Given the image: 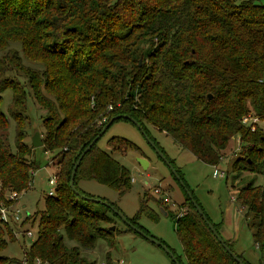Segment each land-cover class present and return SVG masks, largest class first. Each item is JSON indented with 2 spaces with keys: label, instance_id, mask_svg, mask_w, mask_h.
Segmentation results:
<instances>
[{
  "label": "trees",
  "instance_id": "trees-1",
  "mask_svg": "<svg viewBox=\"0 0 264 264\" xmlns=\"http://www.w3.org/2000/svg\"><path fill=\"white\" fill-rule=\"evenodd\" d=\"M14 40L20 45L0 55V93L11 88L8 114L16 121L11 150L4 135L9 115L0 105L1 188L26 190L38 168L29 156L31 145L22 140L29 120L19 76L45 109L41 145L58 157L59 166L55 191L45 193L36 214L37 236L23 253L25 264L36 258L41 264H87L78 247L65 245L61 228L85 248L97 236L112 242L111 231L102 226L112 222L109 207L79 197L68 180L73 161L114 114L134 117L151 138L150 128L170 134L211 165L237 134L242 153L233 158L234 178L241 170L264 169V128L242 122L247 114L264 119V0H0V50ZM118 138L135 146L111 136L113 148L120 149ZM97 143L77 165V188L90 195L77 180L92 177L122 192L131 181L128 168ZM237 192L235 199L251 215L257 264H264V183L250 181ZM183 194L191 210L174 217L185 260L171 251L179 263L238 264ZM147 200L142 194L128 219L149 234L138 224L145 214L158 218L147 211ZM211 224L219 233V225ZM2 225L0 249L6 245ZM0 264L21 260L0 254Z\"/></svg>",
  "mask_w": 264,
  "mask_h": 264
},
{
  "label": "rangeland",
  "instance_id": "rangeland-1",
  "mask_svg": "<svg viewBox=\"0 0 264 264\" xmlns=\"http://www.w3.org/2000/svg\"><path fill=\"white\" fill-rule=\"evenodd\" d=\"M19 43L17 40L10 42L4 50H0V55L1 52L13 47V44L18 47ZM19 80L25 88V113L29 120L24 124L22 140L31 145L29 156L35 160L38 168L35 169L30 186L22 191L17 198L6 201L10 209L19 205L23 220L21 223L2 225L3 239L6 241V245L0 249V254L23 260L24 251L37 236L39 216L37 217L36 214L43 210V196L50 187H55L48 183V178L55 174L59 166L55 164L58 157H53L52 151L44 150L42 145L33 146L31 144L33 131L38 130L41 135L44 129L42 117L45 109L33 99L31 88L25 78L19 76ZM0 94L1 108L9 115L8 107L12 90L7 87ZM256 124L264 128L261 121H257ZM150 131L157 146L163 152L165 151L168 160L173 163L175 168L179 169L181 178L195 196L209 221L219 225V234L223 239L229 241L231 250L235 254L242 255L250 264L259 263V251L252 239L251 215L246 206L235 197L237 198V190L241 185L250 181L253 182V185L263 184L264 169L261 172L241 170L238 177L234 178L236 172L232 169L233 158L242 153V147L238 143L239 136L236 134L230 139L228 148L217 162V166L223 171V174L213 176L214 165L197 159L188 148L179 146L170 134L154 128H150ZM4 135L10 149L14 150L16 121L10 115ZM111 136L126 138L135 146L128 147L126 142L118 138L115 142L120 149L113 148L114 146L108 142V138ZM97 144L101 148L109 150L120 164H124L133 180L130 179L129 186L122 192L92 177L78 178V186L91 195L114 202L127 218L135 215L142 194L145 195L148 198L147 211L151 216L158 218L154 221L145 214L139 217L138 224L145 228L149 235L162 241L176 255L185 260L182 256L181 243L176 235L173 216L176 214L179 216L181 213L187 212V209L191 210V207L186 203L183 187L172 175L170 168L158 155L156 149L151 146L137 126L123 118L113 121L104 130V134L98 139ZM139 155L148 159L147 168L143 169L136 160ZM155 188L157 191L154 190ZM8 191H10L9 187L1 188L0 184V192L3 197ZM160 206L165 212H168V215H163L159 209ZM108 214H110L112 222L102 223V226L111 231L112 242L107 237L97 236L92 248H85L77 241L69 239L61 228L65 245L78 247L80 256L87 264H100V262L105 264H173L161 247L152 244L143 236L135 234L131 229H124V222L118 216L109 211ZM5 229L10 230L12 238H9ZM28 229L33 232V236L27 237L19 234L18 238H15V231Z\"/></svg>",
  "mask_w": 264,
  "mask_h": 264
},
{
  "label": "water",
  "instance_id": "water-1",
  "mask_svg": "<svg viewBox=\"0 0 264 264\" xmlns=\"http://www.w3.org/2000/svg\"><path fill=\"white\" fill-rule=\"evenodd\" d=\"M209 96H210V94L208 93L207 97H209ZM120 118H126L127 120L131 121L135 126L138 127L140 132H142L145 135V137L147 138V140L151 144V146L156 149L158 155L161 157V159L164 161V163H166L167 166L170 168V171L172 172L174 177L178 179V181L181 184V186L183 187L185 193L189 196L190 201H191V203H192V205L194 207V210L197 211V213L200 216L201 220L204 221L206 226H208L209 230L211 231L212 235L217 240V242H219L222 245V247L225 249V251L228 253V255L230 257H232L235 262H237L238 264H245L243 262V260L231 250V248L228 246V244L226 242H224V239L217 232L215 227L212 226L211 222L207 219L204 210L201 209V207L198 204L197 200L195 199V197L193 196V194L191 193V191L189 190L187 185L184 183L183 178H181V176L179 175L177 169L175 168L173 163H171V161L168 160V158L166 157V155L162 151V149L160 147H158L157 144L155 143L154 139L151 138L147 132H145L142 124L137 119H135L132 116H129L126 113L120 112V113L112 115L110 117V119L107 120L104 123V125L97 132V134L83 147L82 151L78 154V156L76 157V159L73 161V164H72L73 167L71 169V172H70V175H69V180H68L71 190L73 192H75L81 198H84V199L89 200V201L92 200V201L98 202L100 204H103L106 207H109V210L111 211V213H114L116 216H118L122 220V222H124V225H125L124 229H126V230L131 229L137 235L143 236L148 241H150L152 244L158 245L159 247H161L163 249V251L169 257V259H171V261H173L175 264H180L179 260L176 259V256L174 255L173 251H171L166 244H164L162 241L158 240L157 238L155 239L153 236L147 234L143 229L138 228L135 225H133L130 222V220L125 216V214L121 213V211L119 209H117V207L115 205H113L109 200H105V199H103L101 197L94 196V195H91V194L87 195V194L82 193L77 188L76 182L74 181L75 173H76V170H77V167H78L77 165L79 164V162H80L81 158L83 157V155L89 150L90 146L94 142H96L104 134V130L114 120L120 119ZM31 135H32L31 136V144L33 146H41L42 138H41V135H40L39 131L35 130V131H33V133ZM136 160L142 166L143 169L147 168V166L149 165L148 159L146 157L142 156V155L137 156ZM159 209L163 213V215H168V212H165L162 209L161 206L159 207ZM175 216H177V214ZM175 216H173V217H175ZM111 228H113V226H111Z\"/></svg>",
  "mask_w": 264,
  "mask_h": 264
},
{
  "label": "built area",
  "instance_id": "built-area-1",
  "mask_svg": "<svg viewBox=\"0 0 264 264\" xmlns=\"http://www.w3.org/2000/svg\"><path fill=\"white\" fill-rule=\"evenodd\" d=\"M257 121H261V123L264 126V119L261 120L260 118H258L255 115H251V114H247L246 116H243L242 118V122L247 124L251 129H255L256 123ZM222 157V156H221ZM220 157V158H221ZM35 170L32 171L33 175H34ZM223 171L221 169H219V167L217 166V164H214V169L212 170V175L213 176H217V175H222ZM56 174H53L52 177L48 178V183L55 185V187H50V189L48 190V194H52L55 191L56 188ZM33 179V178H32ZM131 180H133V178H130ZM31 184V181L29 182ZM154 190L157 191V188H155ZM22 191H17L14 189H10V191L7 192L5 199H0V221L2 224L4 225H11L12 223H21L23 220V216H21L20 214V207L19 205H17L16 207H10L7 205L8 203L6 201H11V199H15L17 198L20 193ZM15 238H18V235H22V236H33V232H31L30 229L28 230H21V231H15ZM21 264H25L24 259L21 260ZM33 264H41V262L36 258L33 262ZM100 264H105L104 262H100Z\"/></svg>",
  "mask_w": 264,
  "mask_h": 264
}]
</instances>
